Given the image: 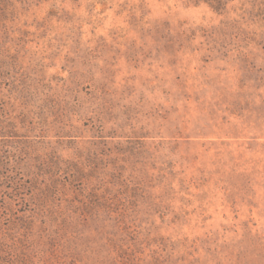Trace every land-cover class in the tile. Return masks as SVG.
Segmentation results:
<instances>
[{
  "label": "rangeland",
  "instance_id": "374dc122",
  "mask_svg": "<svg viewBox=\"0 0 264 264\" xmlns=\"http://www.w3.org/2000/svg\"><path fill=\"white\" fill-rule=\"evenodd\" d=\"M0 264H264V0H0Z\"/></svg>",
  "mask_w": 264,
  "mask_h": 264
}]
</instances>
